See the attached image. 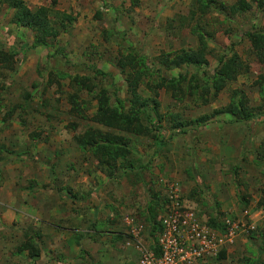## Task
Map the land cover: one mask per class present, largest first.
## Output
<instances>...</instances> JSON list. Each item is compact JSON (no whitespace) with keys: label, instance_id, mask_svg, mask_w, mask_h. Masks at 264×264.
<instances>
[{"label":"rangeland","instance_id":"374dc122","mask_svg":"<svg viewBox=\"0 0 264 264\" xmlns=\"http://www.w3.org/2000/svg\"><path fill=\"white\" fill-rule=\"evenodd\" d=\"M23 1L30 9L46 7L59 34L49 39V47L31 48L33 33L14 25L12 10L0 4V49L16 54L10 72L0 68V264H137L135 243L123 218H133L139 224L138 237L151 245L140 212L154 194L165 198L171 181L178 183L187 205L204 221L215 216L237 221L245 211L261 208L264 95L259 94V83L264 64L255 60L242 33L264 30L263 10L252 5L243 15L215 10L200 14L196 0ZM216 1L231 6L238 0ZM194 30L204 35L208 47L201 76L212 74L231 50L245 69L204 105L188 93L177 99L158 90L162 119H153L159 130L129 143L137 151L134 167L143 168L127 174L117 169L108 177L73 140L93 125L96 95L103 90L110 104L116 96L126 97V76L116 61L130 47L165 78L185 74L184 67L168 69L158 58L195 49ZM188 70L189 75L195 72ZM75 76L88 78L91 88L76 85ZM145 84L133 95L149 100L152 93ZM241 92L247 107L261 116L233 123L227 114L212 115ZM74 93L83 114L70 109L68 98ZM173 115L178 117L176 124L187 123L182 127L185 133L171 129ZM203 116L209 118L198 124ZM153 136L164 145L157 146ZM242 195L247 196V207L239 201ZM223 199L233 202L234 212L220 208ZM260 218L255 223L239 220L244 227L224 264H264ZM251 225L253 230L248 229ZM30 237L39 249L35 261L28 253H16Z\"/></svg>","mask_w":264,"mask_h":264},{"label":"trees","instance_id":"16d2710c","mask_svg":"<svg viewBox=\"0 0 264 264\" xmlns=\"http://www.w3.org/2000/svg\"><path fill=\"white\" fill-rule=\"evenodd\" d=\"M249 1L238 0L236 4L226 6L216 0H196V4L197 11L200 14L215 10L219 14L228 16L229 14L236 15L238 12L243 15L251 9L252 5L264 11V0ZM0 4H6L12 10L11 22L14 25L28 29L33 33L31 48L49 47V39L59 34L58 28L50 20L49 10L46 7L30 9L23 0H0ZM194 14L195 12H192V15ZM62 15L63 18H66L65 22H70L67 14ZM64 27V24L60 25L61 29ZM193 33L196 34L198 43L195 49H181L174 54H162L158 58L159 63L168 69L184 67L186 69L185 74L178 73L176 77L165 78L159 75L160 70L158 68L149 67L145 63V58L131 47L127 53L121 54L116 61L119 72L126 76V97L119 98L116 96L113 103L110 104L109 97L103 90H100L95 98L97 101L95 113L90 118V122L94 126L91 125L80 134L73 136L76 146L81 151L89 153L108 177L117 169L127 174L135 169L143 168V166L134 167L135 162L133 159L137 151L134 150L135 148H129V143L132 138L149 136L151 131L159 130L158 123L162 118L158 116L160 106V103L156 100L158 90L168 91L174 94L173 97L177 99L188 93L204 105L214 101L219 93L229 83L235 81L237 75L245 69L244 62L235 51L231 50L219 59V66L212 74L205 75L203 73L204 75L201 76L199 72L208 63V47L202 33L196 30ZM242 34L250 43L251 53L255 60L260 64H264V30L251 28ZM15 55L14 50L3 51L0 49V68L10 72L12 58ZM190 68H193L195 72L189 75L188 69ZM187 76H189L188 79ZM151 77H154V79H151ZM261 81L262 83H259V94L264 95V78ZM72 82L88 90L91 88L86 77L75 76ZM143 82H146V88L152 93L149 100L133 95ZM76 97L77 95L74 93L68 98L70 109L74 114H83V108H80L77 104ZM246 102L245 96L241 92L238 98H232L225 109L215 110L212 115L227 114L230 117V122L233 123H243L261 116L257 115L255 109L247 107ZM154 116L157 118L158 123H155ZM177 118L175 115L171 116V123H173L171 129L185 133L182 127L187 123L180 122L176 124ZM208 118L209 116H203L197 122L198 124L204 123ZM153 139H155L157 146L164 145L161 140L157 141L156 136H153ZM190 198L192 197L190 196ZM239 201L244 207L249 204L246 195H242ZM166 202L167 200L164 197L161 198L159 195L154 194L140 212V217L145 223V230L153 241L150 246L156 253L158 252V248L155 246L156 235L162 230L159 215L165 213ZM258 205L264 208V188L261 190ZM206 224L219 231H223L225 227L222 219L217 216L209 218ZM36 235L37 238H40V234L37 233ZM261 235L264 237V231ZM16 253H28L32 261L39 257V249L36 242L33 241V237L21 243L17 247ZM224 256L225 253H222L221 258H224Z\"/></svg>","mask_w":264,"mask_h":264},{"label":"built area","instance_id":"2783aa9c","mask_svg":"<svg viewBox=\"0 0 264 264\" xmlns=\"http://www.w3.org/2000/svg\"><path fill=\"white\" fill-rule=\"evenodd\" d=\"M165 199L166 211L160 216L162 230L156 235L157 253L138 237L139 224L129 216L123 218L127 235L139 253L137 264H223L221 254L233 246L245 222L227 217L222 221L223 231L209 227L196 210L187 205L176 181L165 186ZM254 213L264 218L263 207ZM248 229L253 230V225Z\"/></svg>","mask_w":264,"mask_h":264},{"label":"crops","instance_id":"0c3cea01","mask_svg":"<svg viewBox=\"0 0 264 264\" xmlns=\"http://www.w3.org/2000/svg\"><path fill=\"white\" fill-rule=\"evenodd\" d=\"M219 194H221L222 196H224L225 195V192L224 191H222V192H219ZM183 198V197H182ZM76 200V199H75ZM83 200H85V199H83ZM185 201H187V200H185ZM184 201V202H185ZM37 204V203H36ZM220 208L223 210V211H230L231 213L232 212H234V210L236 209V206L233 204V202L230 200V201H228V200H225L224 201V199L222 200V203H221V205H220ZM256 211V210H255ZM246 213V214H245ZM257 216H258V214L257 213H248V211H245L244 212V214L243 215H240V217H238L239 219L238 220H241V219H243L244 220V218H247L249 221H251V222H253L254 220H257L256 218H257ZM232 218V217H231ZM261 219V218H260ZM259 221V220H258ZM257 221V222H258ZM254 223H255V221H254ZM134 243V242H133ZM137 250V249H136ZM137 256H138V258H139V253H138V251H137ZM229 254V250L225 253V256H224V258H223V264H224V262H225V260H226V257H227V255Z\"/></svg>","mask_w":264,"mask_h":264}]
</instances>
